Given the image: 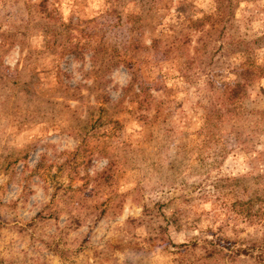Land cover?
I'll use <instances>...</instances> for the list:
<instances>
[{
  "label": "rangeland",
  "instance_id": "rangeland-1",
  "mask_svg": "<svg viewBox=\"0 0 264 264\" xmlns=\"http://www.w3.org/2000/svg\"><path fill=\"white\" fill-rule=\"evenodd\" d=\"M218 1L172 0L169 14H213ZM38 2L0 0V264H260L230 252L264 239V124L248 114L264 109V74L242 115L212 138L199 130L245 57L264 69V0H223L220 33L204 24L184 41L193 60L178 80V52L146 49L172 40L154 13L134 41V0ZM144 78L157 82L138 119L129 100Z\"/></svg>",
  "mask_w": 264,
  "mask_h": 264
},
{
  "label": "trees",
  "instance_id": "trees-1",
  "mask_svg": "<svg viewBox=\"0 0 264 264\" xmlns=\"http://www.w3.org/2000/svg\"><path fill=\"white\" fill-rule=\"evenodd\" d=\"M47 2L48 0H39L37 4V8L41 13H48L47 12ZM135 3L141 4V12L138 14L135 13H127L126 14V20L125 23H129V25L133 29V36L134 41L144 37V33L141 29L140 22L142 17L147 18L148 14L151 13L153 16V13L155 14L156 22L152 25L156 28L157 31H159L160 28L162 30L160 33L166 38H172L171 41L167 43V47H158V44L161 42H165L162 38H151L149 37V45L146 47L149 51H151V54L153 53V56L157 58H165L169 59V54L174 50L175 52H178V58L182 59L181 65H177L176 68L178 71H175L174 69L172 71H175L177 73V76L173 77L174 79L178 80L181 78L182 74L181 72L183 70H187L189 65L191 64L193 58L190 57L186 53L185 45L189 42L192 38H194L198 33L204 32V24L205 26L209 27L207 30L208 33L216 32L220 33V29H222V25L224 23V18L226 16V12L224 11L226 9L225 3H223V0L218 1L217 10L213 14H201V16H197L195 11L191 9H188L187 7H184V4H181L184 7V11H176L174 10L173 14L170 15L169 9L173 6L172 0H134ZM217 1L215 2V4ZM224 9H223V8ZM189 14L188 16H186ZM49 15V14H47ZM168 20L169 22H164L165 20ZM226 19V18H225ZM186 22V24H185ZM176 27H174L175 25ZM118 32L122 34L125 29H122L120 25L117 27ZM120 28V29H119ZM124 30V31H122ZM126 32V31H125ZM124 32V33H125ZM202 34V33H201ZM175 38V39H174ZM186 40V44H184ZM137 43V41L135 42ZM171 43V44H169ZM236 43L239 44V42L232 41V44ZM234 45V47H237ZM125 55L130 53L131 57L135 55L133 51V46L129 45L128 47H123ZM136 48L134 47V50ZM234 50V49H233ZM249 50V49H248ZM247 48L244 49V52H248ZM240 52L241 51H237ZM117 59H119L121 62H123L128 69H131L132 63L129 61H125V57H120V53H118ZM145 60H141L140 63L142 65H146L147 59H149L148 54H144ZM155 58V59H156ZM143 61V62H142ZM239 73L234 75V78H238L237 81L229 80L228 82L224 83L221 87V96L216 103H211L210 107L213 109L210 113H205L202 116V126L199 130V135L206 138H212L214 136V132L218 129V123L222 122L223 120L228 119L234 120L237 116L242 115L244 112L241 102H242V96L244 95L246 88L253 84L254 81L259 79L263 76L264 69L257 71L254 62L250 57H245V59L239 63L238 65ZM182 69V70H180ZM141 72L142 67L137 66V69L135 68V71ZM180 73V76L179 74ZM162 79V88H163V95H168L169 92H172L173 88L171 87L166 88V83H168L170 76L168 77L165 73H159ZM173 79V80H174ZM157 82V81H155ZM152 79H141L139 82H137L135 85V90L132 93V96L129 100V103H134L136 105V112L138 113V119L141 118V114L144 112V107L146 105V101L148 99V94L146 92L147 88L155 84ZM160 81H158L159 84ZM153 84V85H154ZM173 85H175L173 83ZM217 100V99H216ZM223 105L224 109H220L219 105ZM227 112V115L225 116V112ZM252 115V125L257 127L261 124H264V109H255L250 110ZM256 133V132H254ZM234 140H238V135L235 136ZM262 158L264 159V156L262 155ZM113 166V162L109 163V167ZM219 194V193H218ZM225 194H221L220 197L224 198ZM219 197L213 200L215 202V206L217 207V200ZM225 200V199H224ZM220 204L222 208L226 210L225 201H220ZM264 229V228H263ZM213 237V235H210ZM202 243L208 242L206 238L201 239ZM258 244V245H256ZM230 253H233L236 256H242V257H249L253 259L255 262L264 264V239L260 243H256L254 240L245 241L244 243L240 244L238 247L232 249Z\"/></svg>",
  "mask_w": 264,
  "mask_h": 264
}]
</instances>
